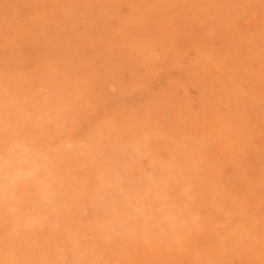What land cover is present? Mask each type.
<instances>
[{"label": "rangeland", "instance_id": "obj_1", "mask_svg": "<svg viewBox=\"0 0 264 264\" xmlns=\"http://www.w3.org/2000/svg\"><path fill=\"white\" fill-rule=\"evenodd\" d=\"M263 227L264 0H0V264H264Z\"/></svg>", "mask_w": 264, "mask_h": 264}, {"label": "bare ground", "instance_id": "obj_2", "mask_svg": "<svg viewBox=\"0 0 264 264\" xmlns=\"http://www.w3.org/2000/svg\"><path fill=\"white\" fill-rule=\"evenodd\" d=\"M209 104H210V103H209ZM212 111H213V110H212ZM16 170H17V169H16ZM14 172H15V174H16V171H14ZM27 172H28V170H27ZM18 173H19V172H18ZM13 174H14V173H13ZM13 174H10V176L13 175ZM11 177L14 178L13 176H11ZM9 178H10V177H9ZM10 179H11V178H10ZM212 185H213V184H212ZM215 186H216V185H214V188H215ZM217 186H218V185H217ZM212 187H213V186H212ZM211 189H212V188H211ZM218 190H219V188H218ZM215 191H216V190H215ZM220 191H221V190H220ZM223 191H224V190H223ZM223 191H222V192H223ZM226 195H227V194H226ZM238 200H239V199H238ZM235 211H236V210H235ZM131 214H132V213H131ZM129 215H130V214H129ZM129 215H128V216H129ZM114 216H115V214H114ZM160 216H161V214H160ZM185 217H186V216H185ZM187 217H188V216H187ZM162 218H163V217H162ZM164 218H165V216H164ZM164 220H166V219H164ZM114 221H115V220H114ZM250 223H251V222H250ZM255 223H256V222H255ZM114 225H115V224H114ZM116 225H118V224L116 223ZM263 228H264V227H263ZM239 234H240V233H239ZM221 236H224V235H221ZM262 236H263V237H262ZM262 236H261V237L264 238V235H262ZM255 245H257V244H255ZM263 258H264V257H263ZM259 261H260V258H259Z\"/></svg>", "mask_w": 264, "mask_h": 264}]
</instances>
